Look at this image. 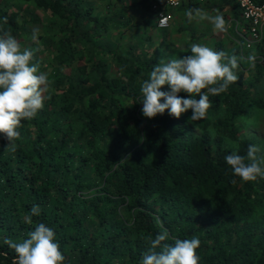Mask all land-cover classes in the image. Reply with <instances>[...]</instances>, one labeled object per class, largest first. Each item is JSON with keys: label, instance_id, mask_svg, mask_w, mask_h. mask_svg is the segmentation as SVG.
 I'll use <instances>...</instances> for the list:
<instances>
[{"label": "trees", "instance_id": "obj_1", "mask_svg": "<svg viewBox=\"0 0 264 264\" xmlns=\"http://www.w3.org/2000/svg\"><path fill=\"white\" fill-rule=\"evenodd\" d=\"M139 2L150 19L123 50H114L97 38L129 19L126 5L106 15L94 12L96 0H0V34L9 31L33 50L32 63L40 72L49 68L53 81L43 109L22 121L17 150L7 151L0 136V264L16 256L4 240L22 242L39 223L55 231L65 264H140L147 237L164 230L169 239L162 243L198 238L199 264H264V179L234 176L225 160L234 149L224 144L235 142L246 156L253 141L238 135L237 118L254 108L264 122V88H258L264 28L254 43L251 79L238 47L227 52L215 41L216 51L237 56L238 80L209 96L207 118L191 122L192 110L179 119L165 110L149 119L141 111V84L158 57L147 43L156 31L157 45L164 44L168 29L155 26L148 0ZM223 6L241 27L234 0H182L171 8L185 15ZM32 25L40 29L38 42L23 43ZM191 25L178 28L193 39L203 34ZM108 59L117 75H109ZM33 205L41 213L29 225L24 218Z\"/></svg>", "mask_w": 264, "mask_h": 264}, {"label": "clouds", "instance_id": "obj_2", "mask_svg": "<svg viewBox=\"0 0 264 264\" xmlns=\"http://www.w3.org/2000/svg\"><path fill=\"white\" fill-rule=\"evenodd\" d=\"M171 2L179 7V0ZM185 16L189 22L210 23L217 33L227 34L230 27L219 11L212 14L202 8H193L187 10ZM39 35L40 29L33 28L31 40L38 42ZM190 53L157 64L149 78L142 82L140 101L143 116L152 119L168 110L169 115L179 119L182 114L192 110L190 121H200L207 118L211 108L209 96H218L237 82V56H229L224 51L201 44H192ZM33 59V50L22 48L20 41L9 31L0 34V136L7 141L4 148L9 152L17 150V141L21 139L18 129L22 127V121L33 120L43 109L45 100L50 99L53 81L47 73L39 71V65L32 63ZM248 59L254 62L255 56L250 55ZM165 85L168 91L161 90ZM181 92L187 93L188 98L179 96ZM228 143L234 150L225 160L233 175L245 182L264 179V157L257 155L260 148L249 145L244 156L238 153L235 142ZM40 213V206L33 205L30 215L24 218L25 223L31 225L32 218ZM147 239L150 248L142 255L140 264H199L198 238H177L173 244L162 243L169 239L168 231L164 230L155 239ZM4 243L16 253L12 264H65L55 231L44 223L36 224L22 242L5 239ZM157 248L161 250L158 252Z\"/></svg>", "mask_w": 264, "mask_h": 264}, {"label": "rangeland", "instance_id": "obj_3", "mask_svg": "<svg viewBox=\"0 0 264 264\" xmlns=\"http://www.w3.org/2000/svg\"><path fill=\"white\" fill-rule=\"evenodd\" d=\"M140 0H96L94 12L100 14L110 15L112 12L118 10L122 5H126L123 9V15L127 16L129 19L123 20V16L116 17L118 22L117 27L110 28L105 34L97 38L100 43L108 44L114 50H123L127 43L133 40L143 29L142 25L145 17H150L147 13V9H144ZM32 5L28 7L31 8ZM205 10V9H204ZM40 13L39 10H36ZM169 11V24L166 27L167 30V41L164 44L157 45L159 35L156 31L151 34V40L147 43L149 50L155 56H157L158 64L161 62H167L173 58H181L185 55H190V46L192 44H201L213 48H217L215 41L221 40L223 42L222 46L224 50L229 52L235 46L238 47L240 56V67L246 71V76L251 79L253 76V70L250 68V61L248 57L254 55V43H247L246 39L248 34L246 31L239 27V24L234 25V29L238 30V34L229 27L227 34L217 33L213 30V27L208 22L192 21V26L195 34L200 31L203 32L202 35L193 39L188 35L189 30L180 29L178 26L184 27L188 23V18L184 15V12L177 10L176 8L168 9ZM213 14V12H210ZM225 13V12H224ZM223 13V15H224ZM150 19V18H149ZM152 21V20H150ZM229 22V21H228ZM230 23H233L230 21ZM151 25V24H149ZM238 25V26H237ZM35 26L32 25V30ZM38 28V27H36ZM186 28V27H185ZM152 29L155 30V28ZM32 30L24 38L23 43L29 44L31 40ZM151 32L150 26L146 29ZM233 31V32H232ZM22 43V42H21ZM107 65L109 67V75H117V65L113 60L108 59ZM45 73L48 74L49 79L51 76V70L46 69ZM258 88H264V76L262 77V83L259 84ZM169 90V88H168ZM238 135L253 141V145L260 148L259 153H264V122L262 119L261 110L250 108L248 113L236 120ZM226 140L224 144L231 147Z\"/></svg>", "mask_w": 264, "mask_h": 264}, {"label": "built area", "instance_id": "obj_4", "mask_svg": "<svg viewBox=\"0 0 264 264\" xmlns=\"http://www.w3.org/2000/svg\"><path fill=\"white\" fill-rule=\"evenodd\" d=\"M149 8L154 13V23L156 27H167L169 24V11L175 7L171 0H148ZM182 0H179V3ZM199 2L209 0H197ZM239 9L241 18V29L247 32V43L258 41L261 31L264 28V0L254 2L253 0H234Z\"/></svg>", "mask_w": 264, "mask_h": 264}, {"label": "crops", "instance_id": "obj_5", "mask_svg": "<svg viewBox=\"0 0 264 264\" xmlns=\"http://www.w3.org/2000/svg\"><path fill=\"white\" fill-rule=\"evenodd\" d=\"M206 11H208V12H213V14H215L216 12H217V10H206ZM219 12L221 13V14H223L224 12V18H225V20L227 21V23L232 27V30L233 31H235L237 34H238V30H236V29H234V25L235 24H237V21H236V19L234 18V16L233 15H231V12H230V9H229V7L228 6H223L220 10H219ZM229 21V22H228ZM230 21H232L233 23H230ZM185 26V25H184ZM238 26V25H237ZM191 27H192V25H191ZM232 31V32H233Z\"/></svg>", "mask_w": 264, "mask_h": 264}]
</instances>
